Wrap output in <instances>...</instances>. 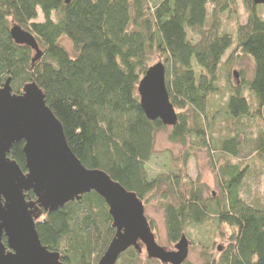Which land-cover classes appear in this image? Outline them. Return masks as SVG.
<instances>
[{
	"label": "trees",
	"instance_id": "trees-1",
	"mask_svg": "<svg viewBox=\"0 0 264 264\" xmlns=\"http://www.w3.org/2000/svg\"><path fill=\"white\" fill-rule=\"evenodd\" d=\"M66 1L0 0V86L11 79L12 91L19 94L25 83L35 82L85 168L105 172L143 204L159 196L167 249L182 234L192 244L190 226L210 224L215 234L224 226L230 229L225 246L220 251L206 237L199 264H264V206L242 195L246 167L221 164V196L208 199L199 184L184 183L180 169L156 174L148 169L161 130L168 128V140L187 150L185 164L194 149L237 159L247 141L241 121L253 119L261 127L249 154L264 160V17L258 5L253 0ZM238 3L243 22H238ZM229 21H237L231 33L224 31ZM12 26L34 37L42 54L35 63L34 51L12 40ZM232 44L221 68L228 82L223 89L218 67ZM241 57L251 60L252 76L232 84L230 68ZM155 58L164 65L166 91L178 116L173 127L148 120L139 103L138 84L158 63ZM241 83L251 93L249 100L240 93ZM218 94L225 98L222 111L211 110ZM222 124H229L225 132ZM22 148L16 143L8 157L24 172ZM26 199L34 200L33 193ZM35 224L41 244L57 252L63 264H98L115 233L108 207L95 192L51 214L43 212ZM116 264L160 263L129 248Z\"/></svg>",
	"mask_w": 264,
	"mask_h": 264
},
{
	"label": "water",
	"instance_id": "water-1",
	"mask_svg": "<svg viewBox=\"0 0 264 264\" xmlns=\"http://www.w3.org/2000/svg\"><path fill=\"white\" fill-rule=\"evenodd\" d=\"M253 3L262 5L264 0ZM10 36L14 43L34 51L33 63L39 60L42 54L30 33L12 26ZM164 73L162 62L151 65L138 84L137 94L148 120L173 127L178 116L169 101ZM19 142L23 143L24 172L8 157L11 147ZM29 192L34 200L26 199ZM90 192L106 203L115 230L98 264H116L129 248L140 253L139 242L147 259L161 264L187 260L189 242L184 234L171 249L159 245L136 194L105 172L85 168L75 157L36 83H25L17 94L7 79L0 86V264H63L57 252L41 244L35 223L43 212L51 214Z\"/></svg>",
	"mask_w": 264,
	"mask_h": 264
},
{
	"label": "rangeland",
	"instance_id": "rangeland-1",
	"mask_svg": "<svg viewBox=\"0 0 264 264\" xmlns=\"http://www.w3.org/2000/svg\"><path fill=\"white\" fill-rule=\"evenodd\" d=\"M238 5L240 10L238 22H243L245 19V14L242 11L240 3H238ZM257 12L258 15L264 17V4L258 5ZM236 22L229 21L228 24H224V31L231 33L235 29V26L237 24ZM61 44L67 51L71 50V46L67 40L63 39L61 41ZM232 48L233 44L231 48L227 49L221 56L218 67L219 72H221V68H223L222 65L230 54ZM154 62H160L159 58H155L153 60V63ZM237 64L238 65L230 68L229 81L232 84H235L239 81H248L252 76V62L249 58L241 57L238 60ZM233 73L237 74V78L234 77ZM224 74L225 72H221V74L219 75L220 84L223 89H225V85L228 83ZM233 93L234 92H231V94ZM240 93L249 100L251 93L249 92L246 84L241 83ZM219 94L217 99L218 103L212 106L211 110L214 109L222 111L225 108V101H223V99L225 100V98L222 99ZM210 103H212V105L214 104V102ZM222 117L225 118V116ZM241 123L242 125L240 126H243V129H245L246 132L245 136H243V139L245 137L247 141L245 140V142L243 143L241 155L237 159H233L228 156H223V159H221L222 156L218 153H208V151L204 149H194L189 150L192 154L187 157L186 164L183 160V155L187 150L179 144L171 143L168 140V128L159 131L155 137L154 156L151 162L148 164L149 171L151 172V174H156L165 173L167 170L176 171L180 169L184 183H186L188 179L196 182L201 186L203 197L208 199L212 198L211 194L214 195L213 197L221 196L219 181L217 177V168L221 164H224L225 161L232 164H237L240 168L246 167L247 169L246 178L242 183L243 197L248 202L253 203L254 205L258 204L264 206V160L257 161L254 156H251L249 154L252 150L251 140L257 135L258 129L261 127V124L259 119L249 120L247 121V123L241 121ZM219 127H222V132H225V128L229 127V124H222ZM160 203L161 200L159 199V196L152 195L150 199L144 203V215L148 219V221H151L153 223V232L156 236L155 238L157 243L167 248L166 230ZM188 232L193 243H189L190 247L187 261L194 264H199L202 262L200 252L203 251L202 244L205 242V238H212L210 240L214 242V247H220L219 249L221 251V248L225 246V240L230 233V229L221 226L218 228V232L215 234V227L209 224L204 226L203 228L190 226L188 227ZM220 233H222L221 236ZM215 252L212 253L216 254ZM141 253L142 259L147 260L146 253L143 248Z\"/></svg>",
	"mask_w": 264,
	"mask_h": 264
},
{
	"label": "flooded vegetation",
	"instance_id": "flooded-vegetation-1",
	"mask_svg": "<svg viewBox=\"0 0 264 264\" xmlns=\"http://www.w3.org/2000/svg\"><path fill=\"white\" fill-rule=\"evenodd\" d=\"M155 235V234H154ZM139 246L141 247V252H142V248L144 249V247L142 246V244L139 242ZM145 251V250H144Z\"/></svg>",
	"mask_w": 264,
	"mask_h": 264
}]
</instances>
